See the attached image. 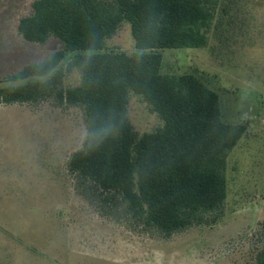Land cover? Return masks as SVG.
<instances>
[{
    "label": "rangeland",
    "instance_id": "1",
    "mask_svg": "<svg viewBox=\"0 0 264 264\" xmlns=\"http://www.w3.org/2000/svg\"><path fill=\"white\" fill-rule=\"evenodd\" d=\"M34 1L0 0V87L64 48L55 38L40 45L19 35V21ZM208 37L206 48L161 51L162 73L197 77L219 95L224 122L247 127L227 159L222 220L166 238L101 215L77 193L68 170L87 137L82 109L60 107L54 98L0 104V264H258L264 249V0H220ZM105 50L137 52L130 24L123 23ZM80 82L74 71L64 86ZM128 114L140 135L163 126L139 96L131 97Z\"/></svg>",
    "mask_w": 264,
    "mask_h": 264
},
{
    "label": "trees",
    "instance_id": "2",
    "mask_svg": "<svg viewBox=\"0 0 264 264\" xmlns=\"http://www.w3.org/2000/svg\"><path fill=\"white\" fill-rule=\"evenodd\" d=\"M220 0H36L19 21L29 43L64 48L25 66L0 87V104L82 109L83 148L69 160L76 191L116 222L170 238L225 215L229 153L247 133L224 122L219 95L197 77L162 73L161 51L206 48ZM123 23L136 53L106 51ZM72 55L66 68L60 67ZM81 82L66 88L67 75ZM139 96L163 126L140 135L129 119ZM264 264V249L258 255Z\"/></svg>",
    "mask_w": 264,
    "mask_h": 264
}]
</instances>
